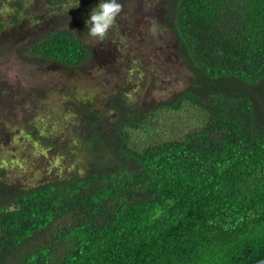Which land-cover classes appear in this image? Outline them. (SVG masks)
<instances>
[{
  "label": "trees",
  "instance_id": "obj_1",
  "mask_svg": "<svg viewBox=\"0 0 264 264\" xmlns=\"http://www.w3.org/2000/svg\"><path fill=\"white\" fill-rule=\"evenodd\" d=\"M5 4L13 13L0 17V41L26 13L21 0ZM163 19L198 86L132 113L119 97L108 130L93 99L102 93L77 102L67 94L83 127L82 166L28 188L0 169V264H249L264 257V0H173ZM17 47L8 44L7 56L0 49L4 63L18 53L22 71L35 75L31 60L45 72L47 84H30L28 92L71 79L93 56L66 27ZM70 79L58 86L63 93ZM14 113L2 99V127Z\"/></svg>",
  "mask_w": 264,
  "mask_h": 264
},
{
  "label": "rangeland",
  "instance_id": "obj_2",
  "mask_svg": "<svg viewBox=\"0 0 264 264\" xmlns=\"http://www.w3.org/2000/svg\"><path fill=\"white\" fill-rule=\"evenodd\" d=\"M21 1L26 11L22 26L7 28L0 41V49L6 50V56L8 44L14 42V46L17 44V48H21L57 27L75 31L93 56L90 64L73 72L71 79L65 76L70 79L71 86L65 93L58 87L63 76L54 85L51 83V90L34 87L28 92L30 84L39 81L47 84L42 67L28 60L33 63L29 64L31 69H35L32 76L26 72L29 69L18 68L20 54L14 52L12 59L4 58V64L15 69L9 68L7 74L1 76L5 80H0V101L6 100L15 113L9 114L8 127L0 123V169L6 180L14 185L28 188L43 181L69 177L82 166L84 155L76 145L83 127L72 113L70 103L65 101L66 97L77 102L80 98L102 93L93 99L108 130L119 116L112 106L119 97L132 113L143 106L168 102L174 95L198 86L187 62L178 55L171 29L163 19L166 6L173 0H119L123 11L103 42L90 37L85 26L100 0ZM12 13L13 9L5 0H0V17L7 21ZM153 22L163 30L159 41L148 33ZM59 70L56 67L54 72Z\"/></svg>",
  "mask_w": 264,
  "mask_h": 264
},
{
  "label": "clouds",
  "instance_id": "obj_3",
  "mask_svg": "<svg viewBox=\"0 0 264 264\" xmlns=\"http://www.w3.org/2000/svg\"><path fill=\"white\" fill-rule=\"evenodd\" d=\"M122 11L123 4L119 0H100L99 4L90 12L89 18L85 21L87 34L103 42ZM148 33L159 41L163 30L161 25L153 22L148 28ZM17 64L20 66L22 62L17 61ZM8 70V66L4 64L3 59H0V76L6 75Z\"/></svg>",
  "mask_w": 264,
  "mask_h": 264
},
{
  "label": "water",
  "instance_id": "obj_4",
  "mask_svg": "<svg viewBox=\"0 0 264 264\" xmlns=\"http://www.w3.org/2000/svg\"><path fill=\"white\" fill-rule=\"evenodd\" d=\"M249 264H264V257Z\"/></svg>",
  "mask_w": 264,
  "mask_h": 264
}]
</instances>
